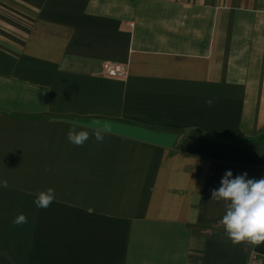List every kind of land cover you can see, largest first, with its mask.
Listing matches in <instances>:
<instances>
[{
  "label": "crops",
  "instance_id": "crops-1",
  "mask_svg": "<svg viewBox=\"0 0 264 264\" xmlns=\"http://www.w3.org/2000/svg\"><path fill=\"white\" fill-rule=\"evenodd\" d=\"M229 170L264 177V0H0V264H264Z\"/></svg>",
  "mask_w": 264,
  "mask_h": 264
},
{
  "label": "clouds",
  "instance_id": "clouds-1",
  "mask_svg": "<svg viewBox=\"0 0 264 264\" xmlns=\"http://www.w3.org/2000/svg\"><path fill=\"white\" fill-rule=\"evenodd\" d=\"M213 102L212 99L205 101L209 107ZM70 123L67 139L78 147L83 146L90 139L89 131H78V128L91 127L98 143L104 141L105 135L112 134V126L107 121L93 120L90 125H81L75 121ZM247 176L245 172L233 178V173L230 170L226 171L220 181V187L212 190L211 200L222 201L225 204L226 211L221 223L233 245L258 246L264 243V177L249 179ZM7 187V181L0 180V188ZM54 200V189L49 188L37 194L34 204L37 208L47 209ZM197 216L198 211L194 210L193 222ZM13 223L23 225L28 223V218L20 213L14 218Z\"/></svg>",
  "mask_w": 264,
  "mask_h": 264
},
{
  "label": "built area",
  "instance_id": "built-area-1",
  "mask_svg": "<svg viewBox=\"0 0 264 264\" xmlns=\"http://www.w3.org/2000/svg\"><path fill=\"white\" fill-rule=\"evenodd\" d=\"M104 69V74L107 77L115 78V79H126L129 74V70L127 65L124 63H106ZM224 229V228H223ZM256 258L257 256L254 255Z\"/></svg>",
  "mask_w": 264,
  "mask_h": 264
},
{
  "label": "trees",
  "instance_id": "trees-1",
  "mask_svg": "<svg viewBox=\"0 0 264 264\" xmlns=\"http://www.w3.org/2000/svg\"><path fill=\"white\" fill-rule=\"evenodd\" d=\"M255 250L257 251V253H262V255H264V243L258 245V246H255Z\"/></svg>",
  "mask_w": 264,
  "mask_h": 264
}]
</instances>
